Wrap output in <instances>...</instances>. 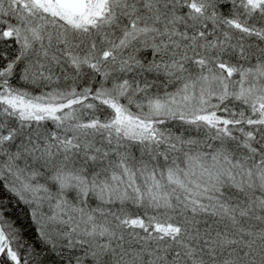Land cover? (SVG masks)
<instances>
[{
    "label": "snow or ice",
    "instance_id": "snow-or-ice-1",
    "mask_svg": "<svg viewBox=\"0 0 264 264\" xmlns=\"http://www.w3.org/2000/svg\"><path fill=\"white\" fill-rule=\"evenodd\" d=\"M0 264H264V0H0Z\"/></svg>",
    "mask_w": 264,
    "mask_h": 264
}]
</instances>
